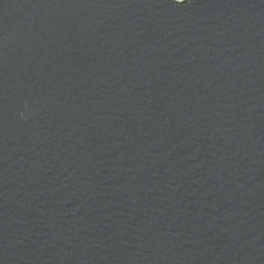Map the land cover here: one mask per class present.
Returning <instances> with one entry per match:
<instances>
[{"label": "water", "instance_id": "obj_1", "mask_svg": "<svg viewBox=\"0 0 264 264\" xmlns=\"http://www.w3.org/2000/svg\"><path fill=\"white\" fill-rule=\"evenodd\" d=\"M0 264H264V0H0Z\"/></svg>", "mask_w": 264, "mask_h": 264}, {"label": "clouds", "instance_id": "obj_2", "mask_svg": "<svg viewBox=\"0 0 264 264\" xmlns=\"http://www.w3.org/2000/svg\"><path fill=\"white\" fill-rule=\"evenodd\" d=\"M174 2L177 3V4H178V3L185 4V3L188 2V0H186V2H185V0H180V2H177V0H174Z\"/></svg>", "mask_w": 264, "mask_h": 264}]
</instances>
